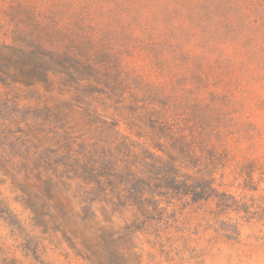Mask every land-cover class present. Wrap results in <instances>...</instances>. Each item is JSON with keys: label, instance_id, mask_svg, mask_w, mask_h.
<instances>
[{"label": "rangeland", "instance_id": "1", "mask_svg": "<svg viewBox=\"0 0 264 264\" xmlns=\"http://www.w3.org/2000/svg\"><path fill=\"white\" fill-rule=\"evenodd\" d=\"M101 1L0 0V24L22 26L35 16L58 22L69 9ZM175 4L195 9L204 40L248 44L245 54L260 58L242 67V51L227 48L225 56L238 61L222 75L213 67L201 74L194 58L192 71L176 79L215 93L200 117L220 156L197 152L179 179L154 168L157 180L127 182L125 170H106L110 160L83 143L114 147V135L99 132L96 121L117 124L114 116L89 107V118L86 101L52 108L43 90L0 76V264H264V0L156 1ZM151 52L172 74L161 53Z\"/></svg>", "mask_w": 264, "mask_h": 264}, {"label": "trees", "instance_id": "2", "mask_svg": "<svg viewBox=\"0 0 264 264\" xmlns=\"http://www.w3.org/2000/svg\"><path fill=\"white\" fill-rule=\"evenodd\" d=\"M156 1L102 0L97 7L69 9L67 18L58 22L47 24L35 16L22 26L11 20L0 24V76L11 84L43 90L52 108L86 101L89 118V107L114 116L117 124L96 120L99 132L114 135V147L97 139L82 140L98 160H110L106 170H125L127 182L157 180L150 173L154 168L179 179L177 172L189 170V159L197 152L212 150L220 156L200 117V109L215 105L207 97L215 93L206 94L191 82L176 83L177 77L192 71L191 60L199 58L201 74L213 67L222 75L228 62L238 61L225 56L227 48L242 51L237 62L242 67L260 59L245 54L248 44L204 40L203 25L193 22L198 15L194 8L158 6ZM152 50L161 53L172 74L157 67ZM120 123L127 134L120 133ZM95 165L102 167L100 162ZM96 176L98 182L110 181Z\"/></svg>", "mask_w": 264, "mask_h": 264}]
</instances>
